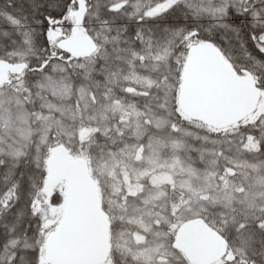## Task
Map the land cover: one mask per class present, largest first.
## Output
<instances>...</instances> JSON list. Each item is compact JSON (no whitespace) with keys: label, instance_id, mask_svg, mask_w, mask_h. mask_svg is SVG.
I'll return each mask as SVG.
<instances>
[{"label":"snow or ice","instance_id":"1","mask_svg":"<svg viewBox=\"0 0 264 264\" xmlns=\"http://www.w3.org/2000/svg\"><path fill=\"white\" fill-rule=\"evenodd\" d=\"M205 65L264 107V0H0V264H189L191 220L264 264V167L179 155Z\"/></svg>","mask_w":264,"mask_h":264},{"label":"water","instance_id":"2","mask_svg":"<svg viewBox=\"0 0 264 264\" xmlns=\"http://www.w3.org/2000/svg\"><path fill=\"white\" fill-rule=\"evenodd\" d=\"M74 47H84V41L78 39ZM178 103L182 114L189 120L207 125L215 130L228 128L246 116L256 107L251 93L243 91L226 82L214 68L205 65L198 74H190L186 87L182 86ZM75 185H79L82 173L81 165L66 161L60 168ZM87 200L94 198L99 203L98 191H82ZM180 245L182 254L189 264H214L225 252V243L221 237L202 222L191 220L181 230Z\"/></svg>","mask_w":264,"mask_h":264},{"label":"trees","instance_id":"3","mask_svg":"<svg viewBox=\"0 0 264 264\" xmlns=\"http://www.w3.org/2000/svg\"><path fill=\"white\" fill-rule=\"evenodd\" d=\"M253 113L239 123L222 130H215L207 125L191 121L182 114L184 118V127L179 139L184 147L179 150L181 159L186 160L189 150L194 147L196 151L191 152L193 160L198 163L200 157L203 156L204 166L207 167L209 171H217V166L213 165L211 161H219L221 167L217 175L223 174L224 170L222 166L226 162L229 164L244 165L243 169H236L238 173L245 172L254 167H264V144L256 143V140L264 142V114L258 115L255 119H252L254 116ZM189 127L191 132L190 136L187 135ZM249 135L253 137L252 141L248 140ZM194 137H200V139H194ZM241 141H243V143H241ZM257 149H259V152ZM221 151L224 153L223 156L219 155ZM257 156L262 158L258 160ZM204 175L205 173H201V177ZM239 179L240 177L238 176L237 180ZM257 179H259V177ZM194 183L198 184L199 181H194ZM260 204L261 202L257 201V209H259ZM257 214L261 213L257 212ZM218 217L219 210H217V218ZM205 225L209 227V225ZM209 228L216 232L224 240L226 245L223 257L215 264H229L232 259V250L235 247L234 240L230 238L227 232L222 235L219 227L215 224Z\"/></svg>","mask_w":264,"mask_h":264},{"label":"rangeland","instance_id":"4","mask_svg":"<svg viewBox=\"0 0 264 264\" xmlns=\"http://www.w3.org/2000/svg\"><path fill=\"white\" fill-rule=\"evenodd\" d=\"M262 104H264V101L261 102ZM254 116L252 117V119H255L256 116L264 114V107H261V105L257 104V107L254 110Z\"/></svg>","mask_w":264,"mask_h":264}]
</instances>
